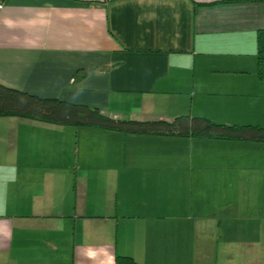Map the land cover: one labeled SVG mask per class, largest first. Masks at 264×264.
<instances>
[{
	"label": "crops",
	"instance_id": "1",
	"mask_svg": "<svg viewBox=\"0 0 264 264\" xmlns=\"http://www.w3.org/2000/svg\"><path fill=\"white\" fill-rule=\"evenodd\" d=\"M0 3L3 85L117 118L264 126V1ZM235 184L264 192V141L0 115V264H217L210 225Z\"/></svg>",
	"mask_w": 264,
	"mask_h": 264
},
{
	"label": "trees",
	"instance_id": "2",
	"mask_svg": "<svg viewBox=\"0 0 264 264\" xmlns=\"http://www.w3.org/2000/svg\"><path fill=\"white\" fill-rule=\"evenodd\" d=\"M264 0H220L238 3ZM256 74L264 81V30L256 33ZM0 115H20L56 124L99 126L123 133L198 136L264 141V126L226 124L203 116L179 115L165 119H126L108 116L96 107L75 104L58 98H44L0 83ZM116 264H144L130 256L116 255Z\"/></svg>",
	"mask_w": 264,
	"mask_h": 264
},
{
	"label": "rangeland",
	"instance_id": "3",
	"mask_svg": "<svg viewBox=\"0 0 264 264\" xmlns=\"http://www.w3.org/2000/svg\"><path fill=\"white\" fill-rule=\"evenodd\" d=\"M230 190L232 202L237 203L230 211L231 217L222 219L224 224L220 231L214 223L210 225L213 237L220 244L213 261L217 264H264V217L250 208L240 212V205L250 206L257 201L264 205V192L244 193L239 191L237 184Z\"/></svg>",
	"mask_w": 264,
	"mask_h": 264
},
{
	"label": "built area",
	"instance_id": "4",
	"mask_svg": "<svg viewBox=\"0 0 264 264\" xmlns=\"http://www.w3.org/2000/svg\"><path fill=\"white\" fill-rule=\"evenodd\" d=\"M0 7H1V3H0Z\"/></svg>",
	"mask_w": 264,
	"mask_h": 264
}]
</instances>
